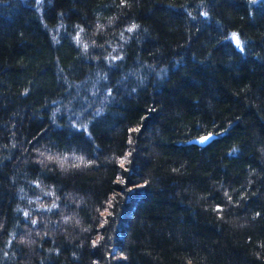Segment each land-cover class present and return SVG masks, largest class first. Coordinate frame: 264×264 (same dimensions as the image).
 Wrapping results in <instances>:
<instances>
[{
  "label": "trees",
  "instance_id": "16d2710c",
  "mask_svg": "<svg viewBox=\"0 0 264 264\" xmlns=\"http://www.w3.org/2000/svg\"><path fill=\"white\" fill-rule=\"evenodd\" d=\"M0 264H264V0H0Z\"/></svg>",
  "mask_w": 264,
  "mask_h": 264
},
{
  "label": "water",
  "instance_id": "95a60500",
  "mask_svg": "<svg viewBox=\"0 0 264 264\" xmlns=\"http://www.w3.org/2000/svg\"><path fill=\"white\" fill-rule=\"evenodd\" d=\"M202 137H210L208 140L204 141V142H201V138ZM212 139V135L211 134H208V135H204V136H200V137H196V138H193L191 140V142L193 144H196V145H199V146H204L206 145L210 140Z\"/></svg>",
  "mask_w": 264,
  "mask_h": 264
},
{
  "label": "snow or ice",
  "instance_id": "6c2138e0",
  "mask_svg": "<svg viewBox=\"0 0 264 264\" xmlns=\"http://www.w3.org/2000/svg\"><path fill=\"white\" fill-rule=\"evenodd\" d=\"M233 39H236L235 34H233ZM236 42H237V44H239V40H237ZM209 138L210 137H202L201 142H204V141L208 140Z\"/></svg>",
  "mask_w": 264,
  "mask_h": 264
},
{
  "label": "rangeland",
  "instance_id": "374dc122",
  "mask_svg": "<svg viewBox=\"0 0 264 264\" xmlns=\"http://www.w3.org/2000/svg\"><path fill=\"white\" fill-rule=\"evenodd\" d=\"M38 158H39V156H38ZM39 159H40V158H39ZM70 159H71V160H73V158H72V157H70Z\"/></svg>",
  "mask_w": 264,
  "mask_h": 264
},
{
  "label": "bare ground",
  "instance_id": "6f19581e",
  "mask_svg": "<svg viewBox=\"0 0 264 264\" xmlns=\"http://www.w3.org/2000/svg\"><path fill=\"white\" fill-rule=\"evenodd\" d=\"M212 135V134H211ZM212 138H213V135H212Z\"/></svg>",
  "mask_w": 264,
  "mask_h": 264
}]
</instances>
